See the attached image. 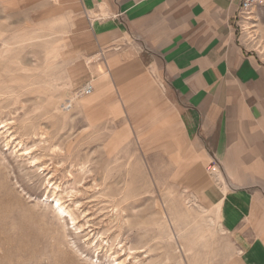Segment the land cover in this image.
Listing matches in <instances>:
<instances>
[{"label": "rangeland", "instance_id": "obj_1", "mask_svg": "<svg viewBox=\"0 0 264 264\" xmlns=\"http://www.w3.org/2000/svg\"><path fill=\"white\" fill-rule=\"evenodd\" d=\"M67 6L0 0V264H224L237 245L218 213L158 156L114 146L115 123L87 124L79 104L94 87ZM49 180L77 201L83 230Z\"/></svg>", "mask_w": 264, "mask_h": 264}, {"label": "crops", "instance_id": "obj_2", "mask_svg": "<svg viewBox=\"0 0 264 264\" xmlns=\"http://www.w3.org/2000/svg\"><path fill=\"white\" fill-rule=\"evenodd\" d=\"M61 1L87 53V124L115 123L114 146L158 156L218 213L237 245L224 264H264V6L254 41L240 0Z\"/></svg>", "mask_w": 264, "mask_h": 264}, {"label": "bare ground", "instance_id": "obj_3", "mask_svg": "<svg viewBox=\"0 0 264 264\" xmlns=\"http://www.w3.org/2000/svg\"><path fill=\"white\" fill-rule=\"evenodd\" d=\"M246 22H248L249 24L252 23V22L249 21V20H244V22H243V23H245V25H243L244 31L247 32L248 34H250L251 31H249V30H250V27L252 28L253 25H251L249 27L248 24H246ZM263 52H264V50H263ZM10 140H11V138H10ZM21 146L24 147L23 144H21ZM19 151H20V149H19ZM25 153L26 152L21 153L20 155L22 157H26V156L29 155V153L28 154H25ZM34 162H35V166H40L41 167V165H39L37 160L34 159ZM81 170H84V168L81 167ZM47 187H48V193L49 194L51 193V201L53 202V206L57 208V210L60 213V215H62L63 217H67L68 216L70 218V220L72 221L73 225L77 229L83 230V225L81 224V221L79 220L81 211H80V208L77 206V201H74L73 200L74 198H73V199H70V201H72V202L69 203L68 200H66L67 198L62 194L63 192H59L60 186L57 183H55V182H51V180L48 181V186ZM71 196H73V193L71 194ZM46 198H49V195H47ZM82 216H83V214H82ZM115 260L117 261V263H115V264H125V261H127V259H122L121 260V259H119L117 257L115 258Z\"/></svg>", "mask_w": 264, "mask_h": 264}, {"label": "built area", "instance_id": "obj_4", "mask_svg": "<svg viewBox=\"0 0 264 264\" xmlns=\"http://www.w3.org/2000/svg\"><path fill=\"white\" fill-rule=\"evenodd\" d=\"M256 6H264V0H240L238 18L254 21L253 10ZM253 24V23H251ZM91 87L85 88L84 93H87Z\"/></svg>", "mask_w": 264, "mask_h": 264}]
</instances>
